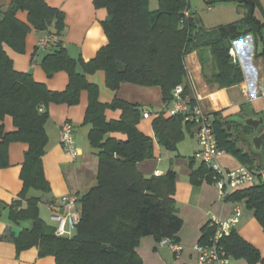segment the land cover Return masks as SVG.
Returning a JSON list of instances; mask_svg holds the SVG:
<instances>
[{
    "label": "trees",
    "instance_id": "obj_1",
    "mask_svg": "<svg viewBox=\"0 0 264 264\" xmlns=\"http://www.w3.org/2000/svg\"><path fill=\"white\" fill-rule=\"evenodd\" d=\"M212 1L227 0L208 2ZM232 1L247 9L246 16L206 29L200 26L196 16L184 17V10L190 8L188 0H158L156 10L150 8V0H94L97 7L108 10L103 26L109 41L90 61L68 53L63 39L65 14L46 0H11L6 8L0 5V166L8 164L11 142L28 144L21 172L23 189L8 210L15 222L31 221V226L14 239L18 250L37 246L41 257L52 255L56 264H144L137 251L143 236L151 234L159 242L163 239L179 242L183 220L174 198L177 172L169 169L162 175L146 176L138 167L139 162L154 157V139L138 127L143 107L117 96L110 102L101 101L99 86L88 77L104 71L107 87L114 92L123 82L158 85L167 109L173 102L175 87L182 84L184 98L194 105L196 98L188 82L185 57L209 47L213 56L209 81L221 88L241 83L244 72L237 58L231 55V47L237 39L256 34L261 22L254 14L257 0ZM20 11L28 13L27 21L18 17ZM32 31L47 39L45 45H37V50L50 49L42 60L47 75L53 76L61 70L68 73L65 90H51L32 73L14 67L6 47L24 53L27 35ZM260 54L264 55V50ZM83 90L89 93L85 123L91 125L89 139L98 150V181L80 195V218L75 232L59 236L40 216L42 197L29 195V191H50L42 161L49 142L45 107L51 102L76 105ZM107 109H121L120 119H107ZM6 116L13 119L12 131H5ZM211 117L222 149L232 152L251 169H264V165L255 164L253 152L240 146L241 140L247 142L243 134L250 133L251 127L229 120L218 111L211 113ZM152 125L157 142L171 150H176L184 138V128L190 131L196 126L193 121L185 120L183 113L165 116L164 112L159 113ZM112 132H122L127 139L112 137L109 135ZM195 160L193 156L189 161L192 182L215 184V172L204 163L195 168ZM226 198L244 200L248 208L255 210L264 228V179L259 176L257 182ZM214 233L215 228L209 222L200 242H208ZM218 242L230 258L264 264L258 248L236 229Z\"/></svg>",
    "mask_w": 264,
    "mask_h": 264
},
{
    "label": "crops",
    "instance_id": "obj_2",
    "mask_svg": "<svg viewBox=\"0 0 264 264\" xmlns=\"http://www.w3.org/2000/svg\"><path fill=\"white\" fill-rule=\"evenodd\" d=\"M46 1L50 6L62 10L65 14L66 28L63 39L68 53L72 57L90 61L96 56L99 49L108 43V36L103 26V21L108 16L106 7H97L94 0ZM188 1L192 15L195 16L191 2ZM231 1H219V5L212 10L214 15L213 20H209L211 24L205 26L207 24H204L205 20H203L202 26L213 28L228 23L223 22L226 19L224 2ZM257 1L254 14L260 20L261 28L256 34H248L237 39L231 47V51L236 54L235 59L237 58L242 66L244 81L221 88L217 83L210 82L207 78L205 71L210 70V65L207 67L204 65L203 57L200 56L198 50L192 51L185 57L192 95L209 113L218 111L225 118L237 115L247 116L248 112L254 116L264 115V55L260 54L264 50V0ZM10 2L11 0H0V5L6 8ZM158 7L159 2L157 3ZM209 9H211L210 6ZM18 17L27 21L28 13L20 11ZM41 36V33L32 31L27 35L24 53H17L12 48L6 47L7 53L18 71L30 72L37 81L45 83L49 89L63 91L69 83V75L64 70L58 71L50 77L47 75L42 60L50 52V49L37 50ZM88 78L90 82L99 86L101 101L110 102L117 96L130 103L139 104L150 112V115L145 117L142 111L138 127L154 139V157L139 162L140 171L146 176L162 175L169 169L177 172L174 198L179 216L183 220V226L178 233V240L182 244L183 250L179 256H176L168 245L161 244L151 234L143 236L137 246V251L144 264L194 263L197 258L194 246L200 242L204 227L216 217L223 219L230 217L237 204L242 205L243 215L235 226L236 231L246 241L257 247L264 257V228L257 219L255 210L248 208L244 200L232 201L221 197L218 187L214 183L207 181H202L199 184L193 183L189 166L190 159L188 160L180 149L171 150L157 142L152 125L154 119L161 112H164L165 116L171 115L165 107L161 87L123 82L114 92L107 87L104 71L92 73ZM247 87L251 90L250 96L243 92ZM88 101H90L89 93L87 90H83L79 103L76 105L51 102L45 107L48 112L46 130L49 142L46 153L42 155V161L45 176L50 183V191L42 192L30 189L29 195L42 197L39 204L40 216L54 228L57 222L53 218V209L64 212L62 197L73 193L82 195L98 181L99 158L96 154L98 150L93 147L89 139L91 125L85 123ZM121 115V109L106 110L107 119H120ZM66 121L74 125V138L79 148V155L75 157L68 155L61 144V128ZM4 125L5 131L15 129L11 116H6ZM188 132L190 135L187 134L186 139L189 138L187 146L191 148V158L200 150L201 146L197 138V127L195 126ZM109 135L122 140L127 139V135L122 132H112ZM240 146L244 151L252 152L248 142L241 140ZM27 149L28 144L25 142H11L8 147V164L0 166V264H56V259L52 255L41 257L37 246L18 250L14 240L24 228L31 226L29 220L13 221L8 211L23 189L21 172ZM218 162L226 169H235L243 164L232 152L227 151L218 158ZM261 162L262 160L256 156L255 164L258 165ZM252 184L230 186L229 195ZM23 204L25 205L26 202L24 201ZM226 264L251 263L245 259L231 256Z\"/></svg>",
    "mask_w": 264,
    "mask_h": 264
},
{
    "label": "built area",
    "instance_id": "obj_3",
    "mask_svg": "<svg viewBox=\"0 0 264 264\" xmlns=\"http://www.w3.org/2000/svg\"><path fill=\"white\" fill-rule=\"evenodd\" d=\"M190 16H192V11L190 8H186L184 10V17ZM46 43L47 39L43 38L40 40L39 45L43 46ZM230 53L234 58L236 57L233 51ZM243 92L247 96L251 95L249 87L244 89ZM167 110L171 115L183 113L185 114V120L193 121L196 124L197 138L201 148L194 154V157L215 172V185L218 187L217 189L221 197L226 198L229 195L230 186L235 187L255 183L258 181L259 176L264 179V169L254 170L244 164L235 169H226L220 165L218 158L226 151L218 145L211 113L207 112L198 100H196V104L190 105L183 96L182 84L175 87L173 102ZM143 114L145 117H148L150 112L144 108ZM60 134L61 144L66 153L73 157L79 155V148L74 138V125L66 121L62 125ZM79 199L80 195L76 193L65 195L61 201L64 212L58 211L55 208L53 209V218L57 222L55 227L56 235L70 236L72 234L71 229L76 227L80 218ZM242 212V205L237 204L233 209V213L230 214V217L226 219L216 217L210 221V224L215 228V233L208 242H199L194 246L197 258L191 264L228 263L230 257L226 254L223 245L218 241L230 235V232L235 229L241 215H243ZM160 242L161 244L168 245L176 256H179L183 250L180 242L170 239H163Z\"/></svg>",
    "mask_w": 264,
    "mask_h": 264
},
{
    "label": "rangeland",
    "instance_id": "obj_4",
    "mask_svg": "<svg viewBox=\"0 0 264 264\" xmlns=\"http://www.w3.org/2000/svg\"><path fill=\"white\" fill-rule=\"evenodd\" d=\"M208 1L209 0H190L191 6L195 12L196 18L200 19L202 23H204L203 20H205L204 24H207L205 26H208L209 24H211V23H209V20H213V15H214L212 13V10L216 6H218L220 3L219 1H212L210 3ZM157 3H158V0H150V4H151L150 8L151 9L157 8ZM224 5H226L225 6L226 8L224 9V13H225L224 15H226V19L223 22L230 23L233 21L240 20L241 18L246 16L247 9L244 6H242L241 4H239L238 2H232V1L231 2H224ZM209 6L211 7V9H209ZM217 22H220V21H217ZM217 22H216V24H219ZM206 28H209V27H206ZM184 130H185V137L181 141L178 142L177 148L180 149L181 153L184 156L186 155L187 159L189 160L190 156H191V150H190L191 148L189 146H187L189 138L186 139V136L190 135V133L188 132V130L186 128H184ZM199 163H200V161L197 160L194 163V166H198ZM72 232H75L74 228L71 229V233Z\"/></svg>",
    "mask_w": 264,
    "mask_h": 264
},
{
    "label": "water",
    "instance_id": "obj_5",
    "mask_svg": "<svg viewBox=\"0 0 264 264\" xmlns=\"http://www.w3.org/2000/svg\"><path fill=\"white\" fill-rule=\"evenodd\" d=\"M202 26V24L200 25ZM200 56L203 57V63L207 67L210 65V70L205 71L207 78L211 79V74L213 71V56L211 48L206 47L199 50ZM229 120L237 121L243 125L251 127V132L248 134H243L244 139L251 146L252 152L259 157L262 162L260 165H264V115L254 116L248 112L247 116L237 115L230 117Z\"/></svg>",
    "mask_w": 264,
    "mask_h": 264
}]
</instances>
